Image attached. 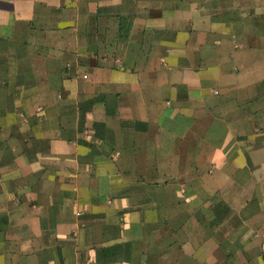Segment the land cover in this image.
<instances>
[{
    "label": "crops",
    "instance_id": "crops-1",
    "mask_svg": "<svg viewBox=\"0 0 264 264\" xmlns=\"http://www.w3.org/2000/svg\"><path fill=\"white\" fill-rule=\"evenodd\" d=\"M171 184L264 264V0H0V264H138Z\"/></svg>",
    "mask_w": 264,
    "mask_h": 264
},
{
    "label": "rangeland",
    "instance_id": "rangeland-1",
    "mask_svg": "<svg viewBox=\"0 0 264 264\" xmlns=\"http://www.w3.org/2000/svg\"><path fill=\"white\" fill-rule=\"evenodd\" d=\"M166 155L172 154L166 151L164 155L155 158L154 163H164ZM173 155L176 158L177 155ZM124 161L127 164L126 170L132 173L130 155L124 157ZM157 172H159V176H163L166 179L171 177L172 179L178 180L183 176H186V174H182V171L173 169L160 170ZM186 173H188V171ZM196 173L197 171H190V176H194ZM167 182L171 183L168 180H165V183ZM156 191H151L150 189L148 194H151L156 200L157 206L160 207L158 208L155 206V208L159 210V217L156 219V222H148L145 225L146 237L144 239L145 242L142 244L144 252H142L143 254H140V256H144L143 258H140L138 264H146L147 261H153V264H201L187 255L186 251L188 248L185 247L187 243L186 241L190 239V242H192L194 246L201 244L205 238L211 236L214 226L218 225L220 219H216L211 213L207 215L196 214L194 217L185 216L182 210L183 206L181 199L173 197L175 188L172 184L161 187L158 192ZM168 207L169 209L173 208L174 210H170L175 212L173 214L166 213ZM219 212L222 214V220H226V217L229 214L228 208L225 205H222V207L219 208ZM149 219L150 214L147 220ZM157 228L160 229L158 232H156ZM190 230H192V232L191 234H188L187 232ZM221 236L224 239L222 244L229 242L227 240L229 235L223 233ZM132 252V246L125 244L122 246V250H110V256L107 257L111 259H118L119 257L122 261H127V263H129L132 261ZM230 256L229 253H224V264L229 263L230 260H228V258H230Z\"/></svg>",
    "mask_w": 264,
    "mask_h": 264
}]
</instances>
